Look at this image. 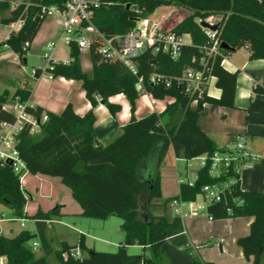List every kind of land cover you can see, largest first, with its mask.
Listing matches in <instances>:
<instances>
[{
	"label": "trees",
	"instance_id": "trees-1",
	"mask_svg": "<svg viewBox=\"0 0 264 264\" xmlns=\"http://www.w3.org/2000/svg\"><path fill=\"white\" fill-rule=\"evenodd\" d=\"M66 0H41L37 4L19 3L12 7L11 0L0 1V11L10 10L0 23L10 24L19 19L24 23L18 31H11L0 42L16 53L22 64L47 16L41 14L42 7H63ZM185 8L189 14L169 31L188 34L191 43L184 44L176 59L164 52L145 50L137 58L139 72L144 77L146 92L154 99L172 98L161 112L152 111L136 117V99L139 96L134 76L122 63L106 60L98 51L94 41L88 51L91 71H84L80 60V49L75 42L70 47L72 60L68 63H51L46 70L52 76L65 77L81 82L86 98L92 107L85 114L75 112L68 103L59 113L33 108L25 103L31 95L30 89L18 88L13 98L25 104V110L41 120L39 132L32 133L25 124L16 134V148L29 173L59 177L70 188L73 198L89 218L106 220L111 216L121 219L120 228L124 239L116 251H101L86 247L84 235L79 245L59 242L53 255L59 264H164L163 244L171 228L169 205L176 200L192 201L202 192L204 185L220 184L234 178V182L222 193L220 201L207 205L206 212L213 219L251 216L253 221L248 234L238 239L247 258L253 256L254 264H264V192L250 191L242 187L240 176L234 171L215 177L210 173V160L199 168L197 177L190 185L180 183L178 196L162 199L159 167L170 146L173 135L181 136L188 158L207 155L210 158L220 149L214 140L198 125L205 103L235 107L237 72H229L221 65L228 52L246 46L251 59H264V0H98L93 8L92 21L106 37L125 35L135 26L137 17H150L161 7ZM219 16L216 35L220 42V54L207 56L204 47L213 40L207 35L201 22L209 16ZM226 43L229 50L221 48ZM204 59L205 64L201 63ZM188 68L205 69V73L216 78L221 96L214 98L206 92L197 96L186 89L180 80ZM152 72L170 78L150 84ZM42 73L36 68V77ZM254 92L264 93V86L257 85ZM124 94L130 104L131 117L120 132L106 145L98 144L95 134L96 115L94 108L101 102L111 114L121 111L120 104L110 101L117 94ZM9 92L0 93V127L3 123H14L16 115L5 108ZM197 100L196 107H192ZM28 200L18 175L10 162L0 165V205L10 209L16 216L25 217ZM61 205L49 211L39 210L34 217L51 218L59 215ZM35 234L22 229L9 237L0 234V257L7 264H49L45 255L37 256L31 244ZM138 245L139 253H130L128 248ZM80 247L87 255L66 259L63 253ZM197 247H184L191 264H216L203 260Z\"/></svg>",
	"mask_w": 264,
	"mask_h": 264
},
{
	"label": "crops",
	"instance_id": "crops-1",
	"mask_svg": "<svg viewBox=\"0 0 264 264\" xmlns=\"http://www.w3.org/2000/svg\"><path fill=\"white\" fill-rule=\"evenodd\" d=\"M40 1L11 0V5L14 7L19 3L37 4ZM161 9V20H157V22L165 30L173 28L184 16L189 14V11L185 8L168 6L161 7ZM9 13L10 10H6L5 15H0V20L8 16ZM150 17L154 19L152 16ZM165 19L167 20L166 22L171 23L169 27H166ZM4 26L6 29L0 33V42L9 36L11 31H18L20 28L17 22L4 24ZM59 28L60 19L58 17H47L30 48L32 49L34 44H38L37 42L42 47L49 41L57 40L59 38ZM183 39L186 44L191 43V38L188 34H184ZM68 54V56H61L58 50L55 49L53 58L57 61L68 63L72 60L70 47L68 48ZM81 56L82 53L80 54L82 65ZM89 62L91 68L90 57ZM24 64L22 62L18 63L16 53L8 46L0 47V93L5 90L9 92V97L5 104V108L8 111L15 115L17 114L13 96L18 88L31 90V95L25 104L33 108L41 107L44 110L59 113L68 103H71L75 112L79 115H83L91 109L92 105L86 98L80 81L61 76L54 77L46 71H43L36 78L31 77L27 73V79H22L20 70H23L22 65ZM221 65L229 72H237L235 107L205 103L203 105V113L198 119V125L211 136L220 149L233 150L239 137L245 138L248 151L253 153L256 159L243 163L240 171L241 185L250 191L264 192V93L254 92L255 86H264V59H251L249 49L243 46L235 51L228 52L222 59ZM82 68L86 71L83 65ZM207 94L214 98L221 96V89L216 85L214 76L211 77L207 86ZM142 95L145 96L144 106L142 110H139L136 106V117H142L152 111L161 112L173 100L169 97L163 100L154 99L149 93H142ZM123 97L125 96L121 93L110 98L111 102L120 104L122 107L121 111L116 115L111 114L101 102L94 108L96 115L95 134L98 144L103 146L108 144L120 132L121 128L128 123L131 117L130 104L129 102H122ZM192 107L195 108L196 105L193 103ZM38 132L39 129H35L32 133L36 134ZM193 160L198 161L197 158L190 159L187 157L181 136L178 134L173 135L170 139L169 149L159 167L162 199L172 198L180 194L181 179L184 182L196 179L200 166L198 161L197 167L194 168L191 164ZM25 179L28 180L29 184L32 181L36 182L37 191L44 193L41 194V197L47 199L45 205L48 208L43 209L41 204L31 203L33 197L26 192L28 200L24 208L25 225H21L22 227L27 229V217H32L37 209L40 208V210L46 212L57 205H61L59 215L51 218L45 216L37 217L36 221L49 224L60 222L62 221L61 218L74 221V218L78 217L79 223L88 229L87 232L80 230L79 240L72 244L65 240L59 241L57 237L52 236L49 242L43 244L45 249L37 253V256L45 255L48 257L53 255L54 249L57 248L59 242L79 245L81 235H84L86 247L96 250L101 249L97 248L95 243L91 247L87 242V237H95L89 234L90 231L94 234L103 233L106 222L112 216L102 220L104 223L94 222L93 219L84 216L82 208L73 198L70 188H68L69 191H66L65 188L67 186L62 183L59 177L28 173ZM22 188L25 190V182L22 184ZM168 212L171 218V228L162 248L165 254L164 264H191V258L179 251V249H184L186 246H196L199 256L206 261H213L216 264H245L243 261L244 251L238 244V239L249 233L253 217L213 219L207 213L202 212L197 215L182 217L173 214L174 206L172 204L169 205ZM4 214L6 217L15 215L12 210L0 205V217L4 216ZM7 222L15 221H0V234L12 237L20 232L14 233L12 226L5 228V232L1 224ZM98 236H101V234ZM103 240L109 245H114L116 249L112 251H116L119 244L123 241V237L118 242ZM34 242L37 243V246L33 245ZM32 246L34 250L40 248L39 242L34 239L32 240ZM128 251L130 253H139L141 248L138 245H132L128 248ZM83 255H87V252L83 251ZM0 264H7L6 257H0Z\"/></svg>",
	"mask_w": 264,
	"mask_h": 264
},
{
	"label": "built area",
	"instance_id": "built-area-1",
	"mask_svg": "<svg viewBox=\"0 0 264 264\" xmlns=\"http://www.w3.org/2000/svg\"><path fill=\"white\" fill-rule=\"evenodd\" d=\"M1 1V0H0ZM262 1V0H260ZM98 0H66L62 8L55 5L42 7L41 14L47 17L56 16L60 19L59 38L57 40L49 41L46 44V51L42 59L45 60L46 67L51 63L58 62L53 58V52L56 46L63 42L70 45L75 42L80 50H88L90 45L96 40H99L97 51L106 59L114 60L122 63L134 76L137 77L135 87L139 93H147L144 86V77L139 72V65L136 58L147 49H151L153 53L164 52L176 59L180 53L182 45L186 44L183 35H177L169 30L160 27L159 23L154 22L150 17H137L135 19V26L125 35H115L113 37H106L101 33L92 21L93 8L97 6ZM219 17L215 15L209 16L205 21L216 25ZM21 27L24 23L23 19L16 21ZM204 28V27H203ZM207 35L213 40L209 47H204L207 56L214 57L220 54V42L217 39L216 30L212 31L204 28ZM18 63L19 56L16 54ZM204 65V59L201 60ZM39 68V67H37ZM50 73V72H48ZM51 74V73H50ZM36 78V68H32L29 74ZM52 75V74H51ZM212 76L205 73V69L188 68L180 78L186 85V89L197 96L207 93V86ZM164 80L169 84L170 78L162 74L152 72L148 78L150 84H156ZM193 103L196 105L197 100ZM192 103V104H193ZM15 108L17 110L16 120L14 123H3L0 127V165L3 162H10L13 166L14 172L18 175L19 181L22 184L26 175L29 173L24 161L19 157L16 148V134L21 130L25 124L31 126V132L39 129V123L47 120V114L43 113L41 120L28 113L25 110L24 103L15 98ZM199 161L200 168L206 166L208 159L210 160V173L219 177L229 171H234L240 176L241 167L244 162L256 159V156L249 152L244 137H239L235 143L233 150L216 151L210 158L207 155L196 157ZM181 182H184L182 179ZM234 182L233 179L222 182L220 184L204 185L202 188V203L196 205V200L192 201H173L174 212L182 217L197 215L199 212L207 213L206 208L208 204L220 201L222 193ZM193 185V181H188ZM197 199V198H196ZM19 221L22 226L25 225V218L19 216H4L0 217V221ZM1 233V231H0ZM37 246V243H33ZM69 255L74 258H80L83 251L80 247L72 249L70 252L63 253L66 259ZM144 264V263H141Z\"/></svg>",
	"mask_w": 264,
	"mask_h": 264
},
{
	"label": "rangeland",
	"instance_id": "rangeland-1",
	"mask_svg": "<svg viewBox=\"0 0 264 264\" xmlns=\"http://www.w3.org/2000/svg\"><path fill=\"white\" fill-rule=\"evenodd\" d=\"M161 13H162V9H157L155 10V12L152 14V17L154 19H151L158 23L157 20H161ZM0 15H5V11H0ZM156 19V20H155ZM167 19V17H166ZM164 20L165 22L167 20ZM170 22H166V27L170 26ZM160 27H162L164 29V27L160 24ZM6 28L4 26V24H0V33L2 31H4ZM186 39V38H185ZM38 44H34L33 48H29L27 54H26V64L22 65V69L20 70V73L22 74V79H27L26 74H30L31 71V67H39L44 69L46 66L45 60L42 59V56L44 54V52L46 51V45H42V47H40V43L37 42ZM36 45V46H35ZM39 46V47H38ZM68 45H66L63 42H60L55 49L58 50V53L61 56H68ZM80 53H82V65L84 67V69L87 72L91 71L90 68V62H89V51L84 49V50H80ZM125 96V95H124ZM144 100H145V96H143L141 93L139 94V96L136 99V106L138 107V109L142 110L143 106H144ZM122 102L126 103L129 102L127 97H123ZM192 166L195 168L198 165V161L197 160H193L191 161ZM30 175V174H29ZM193 175V174H192ZM25 190L27 193L31 194L33 197V201L31 203L33 204H41V207L43 209H47L48 207H46L45 203L47 201L46 198H42L41 194L44 193H39L37 191V185L35 181L30 182V184L28 183V180L25 179ZM66 187V186H65ZM66 191L68 190V187L65 188ZM45 192V191H43ZM68 193V192H67ZM47 194V193H46ZM70 195V192H69ZM71 197V196H70ZM31 201V200H30ZM74 201V200H73ZM202 202V195H198L197 199H196V205H199ZM76 203V202H75ZM40 210L37 209V211H35L36 213ZM35 213V214H36ZM34 214V215H35ZM174 215L176 214L175 212L173 213ZM245 217H249V216H245ZM37 217L32 218L31 216L27 217V230H31L34 234V240L38 241L40 244V248L35 250V253H39L42 252L45 249V245H43L44 243L49 242V239L52 236H55L58 238V240H65L69 243H76L79 240V236H80V230L86 231L87 232V227L86 226H82L79 223L78 217L74 218V221L71 219H62V221H58V222H53V223H43V222H38L36 221ZM89 219V218H88ZM93 219L94 222H98V223H104L102 220L100 219H96V218H91ZM120 224H121V219L117 216H112L110 219H108V221L105 224V230L103 233H99V234H94L93 232L90 231L89 234L94 235L95 237H87V242L88 244L91 245V247H93V244L95 243L97 245V248H101V251H112L114 249H116V247L114 245H109L105 240H110V241H115L118 242L120 239H124V235L121 232V228H120ZM2 228L4 229V231L6 230L5 228H7L8 226H12L14 228V233L17 231H21L22 229H25L24 227L21 226L19 221H15V222H7V223H2L1 224ZM6 232V231H5ZM101 236H98L100 235ZM123 235V236H122ZM102 238V239H101ZM32 244V241H31ZM183 249H179V251L185 255H187L184 251H182ZM197 251V250H196ZM51 254V253H50ZM188 256V255H187ZM48 260H49V264H59V262L57 261V259L55 258L54 255H50L48 256ZM244 263L245 264H253V256H250L249 258H247L244 254Z\"/></svg>",
	"mask_w": 264,
	"mask_h": 264
},
{
	"label": "water",
	"instance_id": "water-1",
	"mask_svg": "<svg viewBox=\"0 0 264 264\" xmlns=\"http://www.w3.org/2000/svg\"><path fill=\"white\" fill-rule=\"evenodd\" d=\"M201 26L204 28H208L212 31H215L217 29V25L210 24L207 21L201 22ZM221 48L229 50V46L226 43H221Z\"/></svg>",
	"mask_w": 264,
	"mask_h": 264
}]
</instances>
